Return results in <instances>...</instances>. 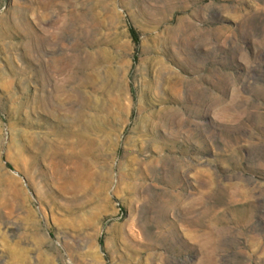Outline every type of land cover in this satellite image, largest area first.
Wrapping results in <instances>:
<instances>
[{
  "label": "rangeland",
  "instance_id": "rangeland-1",
  "mask_svg": "<svg viewBox=\"0 0 264 264\" xmlns=\"http://www.w3.org/2000/svg\"><path fill=\"white\" fill-rule=\"evenodd\" d=\"M0 264H264V0H0Z\"/></svg>",
  "mask_w": 264,
  "mask_h": 264
},
{
  "label": "trees",
  "instance_id": "trees-1",
  "mask_svg": "<svg viewBox=\"0 0 264 264\" xmlns=\"http://www.w3.org/2000/svg\"><path fill=\"white\" fill-rule=\"evenodd\" d=\"M130 32H131V35H132L134 41H135V42H138V41H139V38H138V35H137L136 30H135L134 28H131V29H130Z\"/></svg>",
  "mask_w": 264,
  "mask_h": 264
}]
</instances>
